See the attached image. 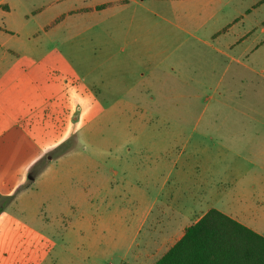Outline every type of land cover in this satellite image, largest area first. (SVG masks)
I'll return each mask as SVG.
<instances>
[{
	"label": "rangeland",
	"instance_id": "rangeland-1",
	"mask_svg": "<svg viewBox=\"0 0 264 264\" xmlns=\"http://www.w3.org/2000/svg\"><path fill=\"white\" fill-rule=\"evenodd\" d=\"M93 3L0 0V180L21 184L0 191V264H117L114 217L130 222L131 207L101 204L100 188L130 193L127 183L152 169L157 143L172 159L182 153L178 169L201 174L209 161L220 165L236 122H264L257 74L214 69L211 47H177L172 34L187 39L178 32L147 33L134 46L132 35L100 24L105 16L81 11ZM219 36L208 43L220 48ZM138 58L140 75L111 80L114 61ZM72 96L58 140L46 112ZM248 211L264 234V207Z\"/></svg>",
	"mask_w": 264,
	"mask_h": 264
},
{
	"label": "crops",
	"instance_id": "crops-1",
	"mask_svg": "<svg viewBox=\"0 0 264 264\" xmlns=\"http://www.w3.org/2000/svg\"><path fill=\"white\" fill-rule=\"evenodd\" d=\"M81 11L105 16L101 25L108 22L112 31L132 35L130 43L137 47L144 45L147 33L154 37L174 32L186 35L185 40L177 34L170 36L177 47L189 41H205L215 54L214 69L221 66L226 75L247 72L264 79V0H94ZM217 36L222 38L220 48L208 43ZM144 66L142 58L117 59L110 71L119 76H111V80L140 75ZM176 67L169 66L168 70L175 71ZM260 89L263 93L264 88ZM74 98L62 100L49 114L46 112L58 140L67 134L56 133L55 124L67 120L66 101ZM231 128L232 139L224 144L226 153L216 167L209 157L207 162L213 160L212 166L209 161L201 174L178 169L182 153L172 159L165 144L157 143L153 148L157 152L149 155L148 166L153 167L145 174L143 185L123 180L122 187L130 185V193L128 189H123L122 195H104L101 188L97 191L101 204L114 207L119 198L131 207L125 210V214L130 212V222L114 217L120 231L111 238L112 260L117 264H155L211 209L264 237L258 219L248 211L264 207V122H236ZM30 179L34 181L36 176ZM20 186L14 177L0 180V191L6 193Z\"/></svg>",
	"mask_w": 264,
	"mask_h": 264
},
{
	"label": "trees",
	"instance_id": "trees-1",
	"mask_svg": "<svg viewBox=\"0 0 264 264\" xmlns=\"http://www.w3.org/2000/svg\"><path fill=\"white\" fill-rule=\"evenodd\" d=\"M155 264H264V237L211 209Z\"/></svg>",
	"mask_w": 264,
	"mask_h": 264
}]
</instances>
